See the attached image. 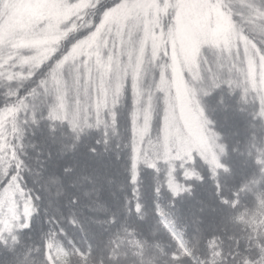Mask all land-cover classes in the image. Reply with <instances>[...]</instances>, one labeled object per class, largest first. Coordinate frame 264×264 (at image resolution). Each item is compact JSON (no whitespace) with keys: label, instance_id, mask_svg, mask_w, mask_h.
<instances>
[{"label":"clouds","instance_id":"9594fccd","mask_svg":"<svg viewBox=\"0 0 264 264\" xmlns=\"http://www.w3.org/2000/svg\"><path fill=\"white\" fill-rule=\"evenodd\" d=\"M185 6L37 0L39 16L0 34V264H264V0H201L194 50L176 39ZM146 25L163 42L149 65L179 89L156 95L133 137L120 105L101 122L98 99Z\"/></svg>","mask_w":264,"mask_h":264},{"label":"rangeland","instance_id":"374dc122","mask_svg":"<svg viewBox=\"0 0 264 264\" xmlns=\"http://www.w3.org/2000/svg\"><path fill=\"white\" fill-rule=\"evenodd\" d=\"M83 3H87V0H82ZM153 3L158 4L159 0H137V3ZM201 0H183V3L187 6L182 7L180 12L178 13V17L180 18V28L176 34V39L179 40L181 43L186 45L189 49L194 50L200 40L207 35V28L209 24V17L210 12L207 8L198 7ZM37 0H5L6 7L0 8V34L4 32H12L17 30L18 28L24 27L29 21L33 18H36L40 14V9L35 7ZM132 9H122L117 19H119L123 26V21L127 18L128 15L132 13ZM147 11V10H146ZM161 10L157 8L152 9L153 17L159 15ZM145 43L144 46L140 49L138 53L135 55V65H125V67H133L131 77H132V84H135L136 89H138V85L140 86V81L143 80V65H149L148 60L145 57V50L150 49L153 51L154 55L158 54L160 49L163 47V42L158 39L155 35H152L147 30V25L145 26ZM106 44L110 45L111 41H107ZM117 47H120L119 43ZM103 65H100L102 71H104L105 67L108 70H111V63L103 62ZM132 63V62H131ZM150 68H155L154 66H150ZM105 76V75H104ZM160 83H165L166 85V96L168 93L169 87L179 89V82L173 81L171 84L167 77L164 74V69H162L160 74ZM162 87L163 84L161 85ZM140 89V88H139ZM138 89V90H139ZM135 90V89H134ZM138 90H135L139 92ZM223 118L227 117L229 124H238L240 123V118L237 117L232 112L223 113ZM51 150L55 152V146H50ZM79 160L87 158L88 152L87 148L81 150L78 153ZM73 157H66L65 161L61 163L72 162ZM77 159V156H75ZM102 163H109L108 160L102 161ZM239 163L236 167H239ZM113 171L119 170V164H116L114 160L111 161Z\"/></svg>","mask_w":264,"mask_h":264},{"label":"trees","instance_id":"16d2710c","mask_svg":"<svg viewBox=\"0 0 264 264\" xmlns=\"http://www.w3.org/2000/svg\"><path fill=\"white\" fill-rule=\"evenodd\" d=\"M100 65H103L102 61ZM126 65H135V62L127 63ZM133 67H125L123 65L120 69V76L117 79L116 83L113 85L111 89L105 90L102 92L101 96L98 99V109L100 113V120L103 122L104 119V111L108 106L112 104H117L122 107V123L127 126L131 125L133 137L137 134V132H141V130L136 128L137 120H145L150 121L152 118V108L155 103V97L158 93H164L166 96V85L165 83H160V74L163 68L157 69L150 68V65H143V80L140 81V86L138 85V89H136L135 84H132L131 72L134 70ZM103 75L107 79L109 74L112 73V67L109 71L108 68L105 67L104 71H102ZM163 84L164 87L161 85ZM138 90L139 92L135 91ZM223 119V115H222ZM98 137L93 135L86 140V144L90 146H96L95 141ZM87 148L85 145H81L79 147L78 152L75 156L78 157V153L81 152L82 149ZM136 152L139 151V145H135ZM71 157V156H69ZM70 160L67 162L69 163ZM106 161V160H103ZM232 162L236 165L238 162L236 161H226ZM65 163V162H64ZM133 171H135V156L133 157ZM144 194L147 199L149 205L152 204V179L150 174H145L144 176ZM201 196L204 199H207L206 191L201 190ZM147 231V230H145Z\"/></svg>","mask_w":264,"mask_h":264}]
</instances>
